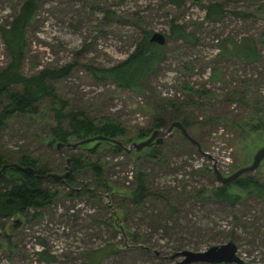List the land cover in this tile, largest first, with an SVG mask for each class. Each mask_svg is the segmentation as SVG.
<instances>
[{
	"label": "rangeland",
	"instance_id": "obj_1",
	"mask_svg": "<svg viewBox=\"0 0 264 264\" xmlns=\"http://www.w3.org/2000/svg\"><path fill=\"white\" fill-rule=\"evenodd\" d=\"M25 1L0 0V26L9 25ZM36 1L22 73L69 65V73L52 82L70 106L64 112L74 108L96 119L111 117L135 139L120 154L100 145L93 157L104 165V180L113 192L102 189L94 198L68 197L70 186L64 181L50 186L58 195L51 206L39 210L35 221L20 214L0 217V264H86L94 258H100V264H177L184 259L174 257L177 252L204 251L232 238L242 258L264 264V202L247 195L232 208L196 196L199 190L221 185L213 171L215 162L229 175L250 164L264 145V0H202V5L196 0ZM210 2L227 11L222 21L206 18L203 5ZM232 11L250 15L238 17ZM172 20L188 39L170 37ZM145 30L168 39L165 58L144 93L94 77L89 66L108 67L126 59ZM235 42L252 47L257 58L249 61L238 54ZM8 60L0 35V67ZM188 86L207 93L197 95ZM172 99L184 110L190 135L212 159L180 130L167 132L171 121L159 128L162 143L139 152L132 146L158 129L136 137L154 122L165 100ZM39 109L34 116L16 115L0 127V153L23 150L46 156L51 172L70 174L72 157L91 156L88 147L93 144L51 148L47 138L55 114L47 103ZM154 146L163 157L150 156ZM224 156L229 161L221 165L217 159L223 162ZM138 172L148 181L147 196L136 205L132 192L138 188ZM248 174L264 182V161ZM89 181L92 172L86 168L78 182Z\"/></svg>",
	"mask_w": 264,
	"mask_h": 264
},
{
	"label": "trees",
	"instance_id": "obj_2",
	"mask_svg": "<svg viewBox=\"0 0 264 264\" xmlns=\"http://www.w3.org/2000/svg\"><path fill=\"white\" fill-rule=\"evenodd\" d=\"M196 1L202 5V0ZM203 6L206 9V18L215 23L222 21L227 13L218 2H210ZM36 12L37 1L26 0L10 24L0 26L1 39L9 58L8 62L0 67V127L16 115L34 116L38 114L40 106L47 103L50 104V109L55 114V122H53L47 138L48 146L51 148L55 147L58 142L67 143L75 138L79 141L98 135L116 138L122 144L101 140L84 144L85 147L93 144L92 147H88L91 156L74 155L71 159L72 172L66 180L47 176L53 170L48 168L46 156H33L23 150L9 151L7 154L0 153V169L4 164L18 163L24 167L31 166L35 170L33 174H29L15 167H10L0 175V217L20 214L34 221L41 216L39 210L51 206L58 195L57 191L51 189L52 184L56 185L64 181L69 184L68 197L86 194L90 198H94L97 191L102 189L113 192L112 185L104 180V165L100 160L93 157L98 152L100 145H107V152L120 154L126 150L124 145L135 139L128 136L127 130L121 122L111 117L96 119L88 116L84 111L74 108L64 112L70 106L67 100L56 92L52 82L63 79L71 69L69 65L59 69H44L29 76L22 73L21 66L25 58L27 28L31 25ZM232 13L238 17L250 15L245 11H232ZM171 26L172 35L170 37L178 35L188 39L189 36L186 31L174 20H172ZM150 34L151 32L145 30L143 38L126 59L108 67L89 66L94 77L103 81L111 80L119 89H131L136 93H144L148 87V79L165 58V45L151 42ZM238 44L235 42L236 46H234L237 48L235 51L238 54L249 61L257 58L252 47H243L244 43ZM188 89L195 91L197 95L203 96L207 93L194 87L188 86ZM156 114L154 122L139 130L137 138L149 136L154 128L165 127L169 121L171 123L182 121L189 131L191 125L184 110L179 109V103L175 100H165L164 105L160 106ZM182 136L184 135L182 134ZM157 148V146L151 148V157L164 156L163 152ZM60 166L57 165V168ZM86 168H90L92 172V181L79 183L78 176ZM136 179H138V188L133 190L132 200L137 205L147 196L145 184L148 180L146 175L139 172ZM80 186L82 188L79 190L78 187ZM247 195L257 196L264 202V182L254 175L247 174L233 183L210 189L204 188L196 193L199 198L225 202L232 208H235L236 203ZM40 253L45 254L43 251ZM46 257L51 258L52 256ZM86 264H100V258L90 259Z\"/></svg>",
	"mask_w": 264,
	"mask_h": 264
},
{
	"label": "water",
	"instance_id": "obj_3",
	"mask_svg": "<svg viewBox=\"0 0 264 264\" xmlns=\"http://www.w3.org/2000/svg\"><path fill=\"white\" fill-rule=\"evenodd\" d=\"M151 42L157 43L159 45H164L167 41L166 36L161 32H155L151 35L150 38ZM173 129H178L181 133L188 138L193 144H196L199 151L202 152L204 155L210 157L212 156L203 151L201 149V145L194 137H192L188 131V128L183 124L182 121H174L168 127L167 132L171 134ZM160 133V129H155L152 134L139 142H134L132 146L135 148L136 151H141L144 148L151 147L155 144H160L163 141L162 137H157ZM97 140L101 141H111L113 143L121 145V141L117 140L116 138H110L104 135H98L94 137L85 138L75 142H58L56 147L59 148L61 145H67L74 148L79 147L80 145H84L87 143H91ZM131 148H127L130 150ZM69 161V160H68ZM264 161V145L258 147L255 151L252 162L248 165L242 166L238 168L236 171L229 175H225L217 166L216 163L213 165V171L216 175L217 180L221 183V185H227L230 183L235 182L238 178L244 176L245 174L251 173L256 171L262 162ZM15 167L19 170H22L26 173L33 174L35 172L34 168L31 166L24 167L18 163H11V164H4L0 169V175L6 170L7 168ZM68 168V167H67ZM69 172L65 173H57V172H50L47 174L48 177H53L57 179H65L68 177ZM183 256L184 259L179 261L177 264H193L197 262H205L210 264H253L244 258H242L238 254V246L235 243L234 239H230L228 242L218 245H212L208 249L204 251H191V250H184L182 252H177L174 257Z\"/></svg>",
	"mask_w": 264,
	"mask_h": 264
},
{
	"label": "built area",
	"instance_id": "obj_4",
	"mask_svg": "<svg viewBox=\"0 0 264 264\" xmlns=\"http://www.w3.org/2000/svg\"><path fill=\"white\" fill-rule=\"evenodd\" d=\"M222 158H223V159L226 158V159H224L223 162H221L220 160L217 159V162L220 163L221 165H222V163L227 164V162L229 161V156H224V157H222ZM130 178H131V179L133 178V173L130 174Z\"/></svg>",
	"mask_w": 264,
	"mask_h": 264
}]
</instances>
